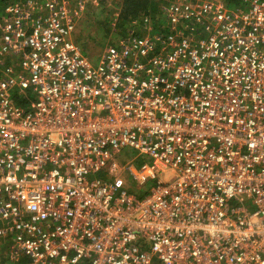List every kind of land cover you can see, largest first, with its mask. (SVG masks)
I'll list each match as a JSON object with an SVG mask.
<instances>
[{"label":"built area","instance_id":"2783aa9c","mask_svg":"<svg viewBox=\"0 0 264 264\" xmlns=\"http://www.w3.org/2000/svg\"><path fill=\"white\" fill-rule=\"evenodd\" d=\"M190 2L171 0L163 33L131 34L97 64L74 42L80 0L7 8L10 263L264 264V0Z\"/></svg>","mask_w":264,"mask_h":264},{"label":"rangeland","instance_id":"374dc122","mask_svg":"<svg viewBox=\"0 0 264 264\" xmlns=\"http://www.w3.org/2000/svg\"><path fill=\"white\" fill-rule=\"evenodd\" d=\"M82 2L83 10L81 12L82 19L76 25L74 31V38L77 44L83 48L85 55L93 62L97 64L103 55L106 46L114 45L119 43V40L123 39L124 36H120L125 28L116 27V32H113L112 29L115 28V21H117L119 15V9L117 3L113 0H80ZM158 3H163L161 7V15L159 18L162 20L163 7L168 4L171 0H157ZM193 3L197 0H191ZM76 4V3H75ZM109 21V22H108ZM134 22V27H130V33L136 34L139 33L140 36L144 34L146 25H149L153 28V22H146L138 20ZM164 21V19H163ZM163 21H159L160 24ZM111 24V26H110ZM163 26V25H161ZM160 26V27H161ZM108 30H111L108 32ZM118 33V34H116ZM133 151L131 149H126L124 153L131 154ZM146 158V157H145ZM100 177V175H99ZM0 262L5 260L6 252L0 250Z\"/></svg>","mask_w":264,"mask_h":264},{"label":"trees","instance_id":"16d2710c","mask_svg":"<svg viewBox=\"0 0 264 264\" xmlns=\"http://www.w3.org/2000/svg\"><path fill=\"white\" fill-rule=\"evenodd\" d=\"M21 0H0V26L3 25L4 23V19L6 17V11L7 8L11 5L20 3ZM113 2L117 3L118 5V9H119V15L117 18V21H115V28L112 29L113 32H116V27H121V28H125V30L122 31L121 34H119L120 36H124V38H127L129 36H132L130 33L129 28L130 27H134V22H138V20L141 21H146V22H150L152 21L153 24V32H161L162 31V27H160L161 25H164L165 23V18L164 21L163 19L161 20L159 18V16L161 15V7L163 3H158L157 0H113ZM226 4L228 7L233 8V9H237L240 7H245V4L243 2V0H225ZM82 19V18H81ZM159 21H163L161 24ZM109 22V21H108ZM111 26V24H110ZM152 26V25H151ZM150 26V27H151ZM149 25H146L145 30H144V34H146L149 29H150ZM152 28V27H151ZM111 30H108V32H110ZM165 33V32H164ZM118 34V33H116ZM143 34V35H144ZM135 35V34H133ZM137 36H140L139 33L136 34ZM0 36H1V28H0ZM142 36V35H141ZM6 64H8V60L5 59ZM2 68H6L5 67V63H3V65H1L0 63V69ZM2 74L0 73V76ZM15 104L20 105V106H26L27 102L23 101V99L16 94L15 95ZM135 187H133V190H131L132 193L137 194V196H141L142 193L141 192H137V190H134ZM0 250H4L6 252V250L4 248H0ZM0 253H2L0 251ZM5 260H2L0 262V264H17V263H10L9 257H5ZM28 264V261L25 260L24 258L21 259L19 264Z\"/></svg>","mask_w":264,"mask_h":264},{"label":"crops","instance_id":"0c3cea01","mask_svg":"<svg viewBox=\"0 0 264 264\" xmlns=\"http://www.w3.org/2000/svg\"><path fill=\"white\" fill-rule=\"evenodd\" d=\"M223 1V3H224V6L226 7V8H228V9H233V8H230V7H228L227 6V4H226V2H225V0H222ZM241 8V7H240Z\"/></svg>","mask_w":264,"mask_h":264}]
</instances>
